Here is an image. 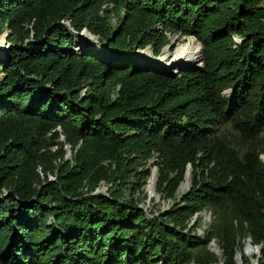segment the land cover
Listing matches in <instances>:
<instances>
[{
  "label": "trees",
  "instance_id": "obj_1",
  "mask_svg": "<svg viewBox=\"0 0 264 264\" xmlns=\"http://www.w3.org/2000/svg\"><path fill=\"white\" fill-rule=\"evenodd\" d=\"M84 29L103 57L73 51ZM4 31L0 264H254L248 239L264 264V0H0ZM173 34L200 67L138 64Z\"/></svg>",
  "mask_w": 264,
  "mask_h": 264
},
{
  "label": "rangeland",
  "instance_id": "obj_2",
  "mask_svg": "<svg viewBox=\"0 0 264 264\" xmlns=\"http://www.w3.org/2000/svg\"><path fill=\"white\" fill-rule=\"evenodd\" d=\"M66 22H68V21H66ZM114 22H115V19L113 18L112 23L114 24ZM84 30L82 32L83 33L82 35H85L86 33H88L87 31H84ZM7 36H8V31H4L0 34V55H2L3 50L8 47ZM88 36L90 38L92 37V40L96 38L91 33ZM169 40H170L169 43L166 44L161 49V51L159 52V54L157 56H155L153 54V50L150 47H146L145 49H139V50L141 51V53L146 52L152 58L151 62H154L156 60H160V61H163V63L166 62L167 65H170L175 60H177L178 63H180V64H182L181 63L182 59L186 62L185 58L188 55V53L189 52L195 53V50H196L197 55H196L195 59L192 61V63H189V65H194V66L199 65L201 50L199 47L200 43L195 39V37H193L191 35L184 36V35H180V34H173V35L169 36ZM90 41L91 40L81 38L79 35H75V42H74V45L72 47L73 51L80 54L79 52H82L78 48V47H81L80 42L82 44H85L89 48ZM97 42H98V40H97ZM98 44L101 45L99 42H98ZM180 46H188L189 47L188 50L185 52V53H187L186 55H185V53L182 56L180 55L179 50H178V48ZM101 47L103 48L102 45H101ZM101 47L99 46V49H102ZM103 51L105 52V50H103ZM89 53H90V51H89ZM136 56H137V58H139V60L141 59L139 57L140 56L139 54H137ZM104 58H105V56H104ZM147 60L149 61L150 59H147ZM189 65H187V66H189ZM171 68H173V69H171ZM169 69L176 70L177 67H174L172 65ZM0 74H1V72H0ZM67 154L69 155V153H67ZM260 157L264 161V153H262L260 155ZM154 161H155V158H151L147 161V163H144L142 165L143 167L150 169V176L148 177V179L145 180V183L143 185L144 192L136 190L134 192V197H136L137 199L141 198V199H139V201H140L139 205H141L145 210H147V211L152 210V211H155L157 213L158 211H164L170 205L171 199L170 198H164L160 193H157L155 191V185L157 182V168H156V165H154ZM152 173H155L154 188H153V191H151L152 197L148 200V198H147L148 197L147 186L149 184V179H150ZM182 185H183V182L180 184L178 191L176 192L177 198L179 196H181L183 192L186 191V188L182 189ZM102 187H104L103 193H106L107 192V186L105 184H103L100 188H102ZM146 206H147V208H146ZM203 220L206 222L209 221L208 218H203ZM206 222H205V224H203L202 227H198V231L200 233L202 231L201 229L206 227ZM251 250H250L251 251L250 253L248 252L247 254H245V253L244 254L249 258L250 261L254 262V264H255V257L254 256L257 255L258 253H257L255 247H252ZM238 261H240V264H242L241 260L239 259V256H238Z\"/></svg>",
  "mask_w": 264,
  "mask_h": 264
},
{
  "label": "water",
  "instance_id": "obj_3",
  "mask_svg": "<svg viewBox=\"0 0 264 264\" xmlns=\"http://www.w3.org/2000/svg\"><path fill=\"white\" fill-rule=\"evenodd\" d=\"M65 23L68 25V22H65ZM84 31H87V30L85 29ZM82 32H77V33H75V35H81V34H83ZM87 32L89 33V31H87ZM199 47L201 49V55H200V63H199V65H197V66H194V65L182 66V64H181V65H179L177 67L176 70H169L168 72L167 71H164V70H161V69H158L156 67H148V66H145L144 65V62L142 63V61H140L139 58H137V56H135V57L138 60V64H140L141 66H143L145 69L150 70V71H153L155 73H160L162 75L174 77V76L178 75L181 71H184L186 69L187 70H193V69H196V68H198V67H200L202 65V57H203V55H202V44H200ZM151 49L153 50V48H151ZM68 153L70 154V150L69 149H68ZM190 175H191V166L188 165L187 170H186V174H185V179H187V182H188V184L186 186V190L189 189ZM154 179H155V173H152L151 174V177L149 179V184L147 186V193H148V197L147 198H148V200L152 197V193H151L152 188L150 187V183L151 182L154 183ZM94 192H104V187L97 188ZM146 208H147V206H146ZM211 244H212L211 250L214 251L217 255H219V250L216 247L215 243L214 242H211ZM252 247L253 246L251 245V243L249 242V239H248L247 242L245 243L244 247H243V252L245 254H247V249H252ZM256 251H257L258 254H257V257L255 259L256 260L255 261V264H258L259 248H256ZM239 259H240V257H239ZM218 264H223V262H219ZM238 264H240V261H238Z\"/></svg>",
  "mask_w": 264,
  "mask_h": 264
},
{
  "label": "bare ground",
  "instance_id": "obj_4",
  "mask_svg": "<svg viewBox=\"0 0 264 264\" xmlns=\"http://www.w3.org/2000/svg\"><path fill=\"white\" fill-rule=\"evenodd\" d=\"M89 34L88 33H86L85 35H79L81 38H84V39H87V40H91L90 41V44H89V48L85 45V44H82L81 42H80V44H81V47H80V50L81 51H89L90 49H91V51H92V53L93 54H96V55H99V56H102L103 57V55H102V49H99V46H98V43H97V40L96 39H93L92 40V37L90 38L89 36H88ZM101 44V43H100ZM102 45V44H101ZM103 46V45H102ZM103 48H104V46H103ZM188 46H180L179 48H178V50H179V53H180V55L182 56L187 50H188ZM201 50V49H200ZM140 52V53H139ZM144 53V52H143ZM143 53H141V51L139 50V51H137V54H139L140 56V58H141V60L142 59H144L145 60V62H147L148 60L147 59H150L149 61L151 62V57L145 52L144 54ZM143 54V55H142ZM187 53H185V55H186ZM106 55H107V53H106ZM196 55H197V52H196V50H195V53H192V52H189L188 53V55L186 56V58H185V60H186V62L182 59V66H187V65H189V63H192V61L195 59V57H196ZM108 56V55H107ZM144 57V58H143ZM105 59V58H104ZM198 59V58H197ZM184 62V63H183ZM152 64H154V65H157V64H159V66L160 67H162V69L164 70V71H169V70H171V69H173V68H171V69H169L172 65L174 66V67H178L179 65H181L180 63H178V61L177 60H175V61H173L170 65H167L166 64V62H164L163 63V61H160V60H156V61H154V62H152ZM161 64H163V65H161ZM145 66H148V67H152V66H150V65H145ZM158 66V65H157ZM158 66V67H159ZM152 184V185H151ZM187 184H188V182H187V179H185V181L183 182V185H182V189H185L186 188V186H187ZM150 187L152 188V190L151 191H153V188H154V183L153 182H151L150 183ZM251 249H247V253L249 252H251L250 251Z\"/></svg>",
  "mask_w": 264,
  "mask_h": 264
},
{
  "label": "built area",
  "instance_id": "obj_5",
  "mask_svg": "<svg viewBox=\"0 0 264 264\" xmlns=\"http://www.w3.org/2000/svg\"><path fill=\"white\" fill-rule=\"evenodd\" d=\"M202 215L204 218H208L210 220V213L209 212H203Z\"/></svg>",
  "mask_w": 264,
  "mask_h": 264
},
{
  "label": "clouds",
  "instance_id": "obj_6",
  "mask_svg": "<svg viewBox=\"0 0 264 264\" xmlns=\"http://www.w3.org/2000/svg\"><path fill=\"white\" fill-rule=\"evenodd\" d=\"M210 221V220H209ZM216 245V244H215ZM211 247H212V244H211Z\"/></svg>",
  "mask_w": 264,
  "mask_h": 264
}]
</instances>
